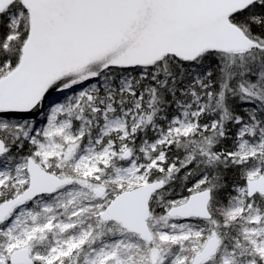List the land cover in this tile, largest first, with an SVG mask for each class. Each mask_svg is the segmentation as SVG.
<instances>
[{"label":"snow or ice","instance_id":"snow-or-ice-1","mask_svg":"<svg viewBox=\"0 0 264 264\" xmlns=\"http://www.w3.org/2000/svg\"><path fill=\"white\" fill-rule=\"evenodd\" d=\"M0 264H264V0H0Z\"/></svg>","mask_w":264,"mask_h":264}]
</instances>
